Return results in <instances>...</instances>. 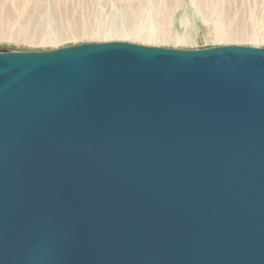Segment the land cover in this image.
Wrapping results in <instances>:
<instances>
[{
	"label": "water",
	"instance_id": "1",
	"mask_svg": "<svg viewBox=\"0 0 264 264\" xmlns=\"http://www.w3.org/2000/svg\"><path fill=\"white\" fill-rule=\"evenodd\" d=\"M0 264H264V48L0 50Z\"/></svg>",
	"mask_w": 264,
	"mask_h": 264
},
{
	"label": "rangeland",
	"instance_id": "2",
	"mask_svg": "<svg viewBox=\"0 0 264 264\" xmlns=\"http://www.w3.org/2000/svg\"><path fill=\"white\" fill-rule=\"evenodd\" d=\"M109 41L264 48V0H0V50Z\"/></svg>",
	"mask_w": 264,
	"mask_h": 264
}]
</instances>
